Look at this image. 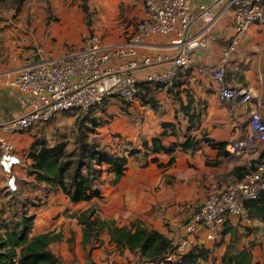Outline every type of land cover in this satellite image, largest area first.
<instances>
[{
	"label": "crops",
	"instance_id": "crops-1",
	"mask_svg": "<svg viewBox=\"0 0 264 264\" xmlns=\"http://www.w3.org/2000/svg\"><path fill=\"white\" fill-rule=\"evenodd\" d=\"M125 3L129 5V0H125ZM202 6L207 7L209 13L204 15L200 9ZM136 11L137 15L133 13L131 16L136 15V22L146 17L143 3L137 6ZM191 11L197 20L183 38V44H179L175 36L167 35L147 38L138 48L135 56L137 60L154 56L172 59L181 53H187L192 67L187 74L181 76L174 88L148 84L149 89L144 93L156 101L159 111L155 112L141 100H135L130 105L133 110H129V121L124 119L122 123L127 125L120 129L121 138L128 142V146L137 142L134 146L139 149L142 138L149 140L159 136L163 131L162 124L168 123L172 127L166 129L168 135L163 143L169 145L177 140L182 141L187 134L188 119L182 112L181 105L187 104L189 95L193 99L191 111L201 116L199 128L193 134L199 139L205 133L215 143H226L225 150L229 152V156L218 157L217 150L205 143H201L194 152L176 150L172 165H167L171 156L164 153L142 157L138 155L129 158L124 177L117 184L105 182V175L102 177L98 183L102 193L100 200L94 199L89 204H72L61 192L50 193L44 198L43 205L33 209L36 218L30 237L51 232L60 234V240L50 246L59 258V264H155L145 262L128 250H117L108 244L106 233L101 236L102 243L87 255V250L81 244V227L66 215L97 204L102 219L113 221L119 227H129L132 222L141 221L147 227L167 236L175 244L183 233L182 215L179 211L182 204L200 202L209 194L236 183L238 178L234 174L235 168L243 167L247 170L257 163L258 151L244 149L242 144L250 141L251 112L259 113L264 121V27L253 25L249 28L231 57L223 78V85L226 87L249 90L252 100L248 104H241L238 100L224 101L219 96L218 84L212 78L202 75L199 69L206 66L215 68L233 36L230 0H192ZM134 28L135 23L127 28L121 42ZM29 32L30 29L22 24L11 23L9 14H0V74L14 73L34 62L35 53L32 55V51L28 49ZM37 32L39 36L41 27L37 28ZM35 43L36 39L33 40L34 45ZM79 45L70 46L60 54L46 48L45 51L49 56H59L76 50ZM158 69V66L141 68L135 70L133 75L144 83L146 76ZM106 101L122 103L117 97L108 98ZM28 104V96L0 87V121L22 115ZM170 133L173 135H169ZM24 137L18 135L13 140L16 144H25L27 149L32 142ZM137 138L139 141H136ZM234 146L240 150L233 151ZM127 148L123 147L122 150ZM153 157L158 159L157 163L152 162ZM137 159L141 160L140 163ZM138 164L140 167H137ZM3 180L4 175L0 168V186H4L0 190V210H4L5 218L6 212L9 215L8 202L5 201L10 194L7 193ZM30 181L33 182V177ZM227 227L228 233L220 234L216 238L214 250L219 251L220 257L228 245L230 232L242 233L248 240L255 239L256 244H262L264 248V228L259 221L252 220L249 225H244L236 218H229ZM197 240V244L212 251L210 245L214 242H204L202 233ZM253 248L252 259L258 254L257 247ZM252 263L255 264L253 260Z\"/></svg>",
	"mask_w": 264,
	"mask_h": 264
},
{
	"label": "built area",
	"instance_id": "built-area-1",
	"mask_svg": "<svg viewBox=\"0 0 264 264\" xmlns=\"http://www.w3.org/2000/svg\"><path fill=\"white\" fill-rule=\"evenodd\" d=\"M192 0H142L146 17L136 23L133 32L120 43L106 44L97 34L85 36L79 47L59 56H49L45 49L35 50L34 62L14 73L0 74V87L29 97L27 110L19 116L0 121V168L8 192L16 191V168L22 164L13 138L38 124H46L57 115L80 110L87 112L110 97L132 104L142 83L135 70L148 67L159 69L146 76L144 83L172 88L192 67L187 53L174 58L154 56L135 58L142 41L157 36L173 35L179 44L196 23L191 11ZM217 1V0H213ZM233 13V36L215 68L203 67L199 72L212 78L224 101L238 100L248 104L252 94L247 89H231L222 84L225 69L240 42L253 25L264 27V0H230ZM203 14L209 13L205 6ZM249 149L258 151L254 169L242 179L213 192L200 202H188L179 207L183 233L172 254L167 258L188 253L203 235L212 243L221 234L229 218L249 225L244 202L255 201L264 193V121L259 113L251 112ZM237 152L238 147L234 146Z\"/></svg>",
	"mask_w": 264,
	"mask_h": 264
},
{
	"label": "trees",
	"instance_id": "trees-1",
	"mask_svg": "<svg viewBox=\"0 0 264 264\" xmlns=\"http://www.w3.org/2000/svg\"><path fill=\"white\" fill-rule=\"evenodd\" d=\"M21 1L18 0L17 4L20 5ZM148 89V83L139 85V93H142L140 100L144 105H149L158 112L156 101L144 93ZM122 103L125 104L123 101ZM192 104V97L187 95V104L181 105V110L188 119L187 134L182 141L177 140L169 145H165L163 141L168 135L166 129H170L172 124L163 123L162 133L149 140L142 138L139 149L131 146L120 152L111 151L101 141L98 128L102 124L92 117H84L77 121L75 136L71 143L61 141L50 145L43 138L35 139L29 145L25 156V174L28 178L33 177V182L27 181L25 186L32 183L39 187L41 192L39 196L30 199L25 193L18 192L17 185L15 192L7 191L10 194L9 215L3 218L4 210H0V264H59L60 260L50 246L60 240V234L51 232L30 237L36 215L34 211L29 210L43 205L42 197L47 198L50 193L61 192L72 204L81 202L89 204L94 199L100 200L102 193L98 183L102 177L110 175L111 183L117 184L124 177L129 158L138 155L164 153L171 156L167 165H172L176 150L194 152L201 143H205L217 150L218 157L229 156V152L225 150L226 143H215L208 139L205 133H202L199 139L193 134L199 128L201 116L191 111ZM152 162L157 163L158 159L153 157ZM252 169L254 167L247 170L243 167L235 168L234 174L240 181L243 175ZM243 170L245 172L241 173ZM243 207L249 219L259 221L264 228V193L255 201L244 202ZM68 217L74 219L81 227V244L87 250V255L102 243L101 236L105 233L108 236V244L113 245L117 250H128L137 254L147 263L207 264L212 253L202 244H196L188 253L167 260L176 243L173 244L167 236L147 227L141 221H134L129 227H119L113 221L102 219L98 209L93 206L78 209ZM227 225L228 221L225 222L221 235L228 233ZM246 231L251 232V230ZM231 234L236 233L230 232ZM232 249L230 245L226 246L219 264H253L252 247H243L235 251Z\"/></svg>",
	"mask_w": 264,
	"mask_h": 264
},
{
	"label": "rangeland",
	"instance_id": "rangeland-1",
	"mask_svg": "<svg viewBox=\"0 0 264 264\" xmlns=\"http://www.w3.org/2000/svg\"><path fill=\"white\" fill-rule=\"evenodd\" d=\"M17 3L18 0H0V14H9L11 23L22 24L25 28L30 29L28 49L32 51V55L37 47L56 51L55 53L59 54L63 53L66 48L78 46L85 36L94 33L106 43L121 42L125 38L127 28L132 27L134 23L136 25V8L139 4L142 5L141 0H129V5H125V0H22L20 5ZM133 13L136 15L131 17ZM88 21L89 24H87ZM39 27L42 32L38 36L37 28ZM34 39L37 41L35 45L33 44ZM141 94L139 93L135 100H140ZM130 107L120 102L114 104L105 101L87 112L73 110L59 114L49 123L38 124L20 135H24V139L30 142L37 138H43L50 145L61 141L71 143L75 136L77 121L84 117H92L102 124L98 128L102 143L111 151L120 152L123 147H135L138 144L135 142L128 146V142L122 141L121 138L120 129L123 125H127V123H122L124 119L129 121L127 118L129 110H133ZM136 141H139V138ZM14 142L17 154L22 161L21 167L16 170L18 192L25 193L26 197L34 199L39 196L41 190L32 183L25 186V182L32 180V177H25V156L28 148L26 149V145L21 142L18 144L16 141ZM242 146L247 149L252 144L244 142ZM238 150L240 149L238 148ZM137 167H140V164ZM144 173L146 174L147 171L145 170ZM104 178L105 182L112 181L110 175H105ZM3 181L5 182V180ZM2 188L4 186L1 185L0 190ZM8 200L10 197L5 202H9ZM91 206L99 208L97 204ZM29 211L33 212V209L30 208ZM68 215H66L67 218H69ZM5 216H8L7 212ZM216 242L217 240L210 245L212 253L208 264H219L220 262L219 251L214 250ZM228 245L233 248L232 251L240 250L243 247H257L258 254L255 258L253 257V261L255 264L264 263V248L262 244L258 246L255 239L248 240L242 233L231 234L228 237Z\"/></svg>",
	"mask_w": 264,
	"mask_h": 264
}]
</instances>
